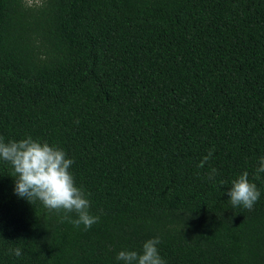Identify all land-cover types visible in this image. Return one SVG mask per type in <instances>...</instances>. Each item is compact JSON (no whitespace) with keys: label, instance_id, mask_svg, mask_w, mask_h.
I'll use <instances>...</instances> for the list:
<instances>
[{"label":"trees","instance_id":"1","mask_svg":"<svg viewBox=\"0 0 264 264\" xmlns=\"http://www.w3.org/2000/svg\"><path fill=\"white\" fill-rule=\"evenodd\" d=\"M0 136L63 149L100 217L61 223L0 161V264H123L156 237L166 264H264V0H0Z\"/></svg>","mask_w":264,"mask_h":264},{"label":"clouds","instance_id":"2","mask_svg":"<svg viewBox=\"0 0 264 264\" xmlns=\"http://www.w3.org/2000/svg\"><path fill=\"white\" fill-rule=\"evenodd\" d=\"M214 149L202 158L198 164L203 168L213 156ZM0 161L7 162L13 170L15 183L14 193L29 204L39 201L49 212L58 214L60 222L68 221L74 227L81 225L84 229H90L93 224L99 222V216L90 211V200L82 188L78 187L75 178L70 171L74 161L67 157L66 152L47 142L34 140L27 137L20 141L5 142L0 136ZM255 178L259 173H264V157L258 161ZM217 170L212 168L208 173L209 180H215ZM228 202L233 207L242 206L252 210L260 198V192L255 183L249 181L247 171L232 181ZM75 214L73 219L71 214ZM62 214V215H61ZM160 238L147 240L142 246V252L120 251L116 257L123 264H166L159 255L158 247ZM13 253L19 257L21 249L15 248Z\"/></svg>","mask_w":264,"mask_h":264},{"label":"rangeland","instance_id":"3","mask_svg":"<svg viewBox=\"0 0 264 264\" xmlns=\"http://www.w3.org/2000/svg\"><path fill=\"white\" fill-rule=\"evenodd\" d=\"M38 0H26V4L28 5H33V4H37Z\"/></svg>","mask_w":264,"mask_h":264}]
</instances>
